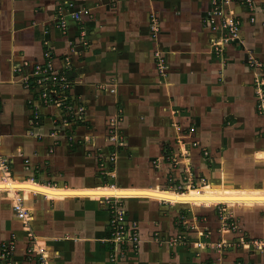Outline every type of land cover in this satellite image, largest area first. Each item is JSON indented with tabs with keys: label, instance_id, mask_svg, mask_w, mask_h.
Returning a JSON list of instances; mask_svg holds the SVG:
<instances>
[{
	"label": "crops",
	"instance_id": "0c3cea01",
	"mask_svg": "<svg viewBox=\"0 0 264 264\" xmlns=\"http://www.w3.org/2000/svg\"><path fill=\"white\" fill-rule=\"evenodd\" d=\"M252 1L253 10L242 0L225 6L242 25L239 39L216 55L212 44L220 35L208 22L211 0H0V153L8 166L0 169V255L2 244L13 241L19 262L28 249L40 248L52 264H264V211L258 208L264 186L234 187L223 173L218 186L203 185L195 194L131 186L116 195L104 185L54 181L92 166L96 148H107L106 124L119 107L128 147L121 158L133 163L159 154L162 141L173 138L174 155L195 146L180 161L187 169L196 168L192 160L204 168L209 153L218 152L213 147L225 143V122L247 131L264 125L256 109V73L264 66L252 67V60L264 63V0ZM61 15L66 30L57 25ZM159 51L169 59L166 78L156 68ZM47 53L70 83L69 101L85 108L84 122L65 126L63 109L41 100L33 73ZM246 147L235 156L232 148L222 161L264 160V150L249 141ZM115 199L138 224L137 248L109 240ZM18 202L29 213L26 221L14 208ZM186 204L250 210L226 227L219 210L186 214L176 206ZM221 241L227 245L216 248Z\"/></svg>",
	"mask_w": 264,
	"mask_h": 264
},
{
	"label": "rangeland",
	"instance_id": "374dc122",
	"mask_svg": "<svg viewBox=\"0 0 264 264\" xmlns=\"http://www.w3.org/2000/svg\"><path fill=\"white\" fill-rule=\"evenodd\" d=\"M234 44V43H233ZM229 44V45H233ZM228 45V46H229ZM160 56L156 57L155 54L154 60L156 64V68L159 72L160 77L166 78L168 75V71L170 69L169 66V59L168 56L163 52L159 51ZM253 65L252 67L259 68V65H263L264 63L256 60L252 61ZM166 65L165 70H163V73L159 70L158 65ZM169 66V69H168ZM262 69V68H260ZM258 79H260L261 84L264 82V72L256 73V89L258 91L259 87L257 86ZM262 93L264 95V88H262ZM258 94V93H257ZM260 101L258 100L257 95V104L256 109L258 112ZM82 105L79 104V107ZM78 111V108L76 109ZM85 111V110H84ZM116 112V113H115ZM112 115H110L107 124H106V141H107V148L100 150L99 148H96L94 151L92 166L89 164V168L81 167L77 170L69 171L65 174H63L60 177L54 178V181L58 184V186L61 187V185H68V187H94L97 185H104V182H107L108 185H105L107 187L116 186V187H159L160 189L167 190L172 189L176 191V183L174 180H172L170 177H176L177 180H181L182 186L181 190H184V192L187 191L188 187L199 189L203 185L206 184H212L215 186H218L219 183H221V174L224 173L226 177V182L228 185L234 186V187H262L264 186V160L263 161H255V155L252 158L251 162L250 160H247V163H240L239 166L237 163H232L231 167H229L226 163V161H222V156H229L231 154V150L233 148V154L231 156H235V150H238V148L246 149L248 146V141L252 143L253 149L256 150H264V125L263 122L260 123H254L255 127L249 129V131L244 130L243 128L237 126L236 129H232V123L233 121L225 122V129H224V139L225 143L218 144V147H213L214 145L210 144L209 141H205L204 143L208 148H214L218 152L209 153V157L206 159L201 154L200 157L204 158L206 160V164L204 168L199 167L200 165L197 164V161L190 160L196 168H186V164L183 161L190 156V146H185V149L188 150L189 154H182L178 153L177 155H174L172 150L173 148L170 146L174 142L173 138H169V140L162 141V145L160 146L161 150L159 154L153 155V156H147L144 158V160L141 161H135L132 158L131 160H128L127 158L123 159L121 158L122 152L124 150H127V137L124 135L122 122H123V116L124 110L123 108L119 107L116 109ZM83 112V119L85 120ZM261 115V114H260ZM259 115V116H260ZM264 118V115H261ZM79 121V120H78ZM77 121V122H78ZM84 122V121H83ZM253 123V122H252ZM191 130V129H190ZM231 130V131H227ZM252 132V134L249 135V132ZM229 132V133H228ZM248 132V133H247ZM254 132V133H253ZM248 135V136H247ZM218 138H215L214 140H218ZM181 140V139H180ZM221 140V138H220ZM229 140V142H228ZM233 140V142H231ZM248 140V141H246ZM183 141V140H181ZM246 141V145H245ZM175 142L178 144V140L175 139ZM169 143V145H166ZM215 144V143H214ZM232 146V147H230ZM245 146V147H244ZM195 148V146H193ZM164 148V151H163ZM242 149V150H243ZM252 148L244 153V156L242 153H240V156L238 158H241V161L243 160V157H248L250 154H252ZM122 151V152H121ZM171 151V152H170ZM199 152V151H198ZM197 152V153H198ZM172 153V154H171ZM204 153V152H203ZM114 154H116V159L114 158ZM131 155V153H130ZM179 155V156H178ZM129 156V154H127ZM156 156V157H155ZM178 156V157H177ZM119 158L120 161H119ZM164 158V159H163ZM168 158V159H167ZM173 158H175L176 163L173 161ZM156 160H159L162 165L165 166V168H162L163 166H160V168H156ZM119 161V167L116 168V165ZM240 161V160H239ZM248 163H252L251 165ZM199 165V166H198ZM116 168V169H115ZM170 174V176H169ZM7 178L9 177L6 175ZM172 180L170 182V180ZM70 182H72L70 184ZM170 184V185H169ZM70 185V186H69ZM169 185V186H168ZM121 197V196H120ZM119 197V198H120ZM118 201H115L116 203L120 202L121 199H115ZM121 203V202H120ZM118 203L119 206L121 204ZM163 204H168L164 203ZM170 205V204H169ZM174 206V205H170ZM182 207L183 213L186 212V214L194 213V214H205L207 212H211L212 210H219L220 212L225 209V215L227 214L229 220L231 218L239 219V217L245 213V210L247 209H234L230 208L227 205H219L218 207H193L192 205H176ZM259 210L264 211V207L260 208ZM256 209V208H252ZM227 212V213H226ZM239 216V217H238ZM200 218V217H199ZM239 222V221H238ZM236 221V223L238 224ZM228 223V222H227ZM235 225V224H234ZM228 229V228H227ZM193 229H190V231Z\"/></svg>",
	"mask_w": 264,
	"mask_h": 264
},
{
	"label": "built area",
	"instance_id": "2783aa9c",
	"mask_svg": "<svg viewBox=\"0 0 264 264\" xmlns=\"http://www.w3.org/2000/svg\"><path fill=\"white\" fill-rule=\"evenodd\" d=\"M212 9L208 14V22L217 30L219 37L215 38L212 44L213 52L216 55H221L225 48L229 44H233L239 39V32L241 29V20L232 14L231 9L226 12L224 9L228 3L233 2V0H211ZM242 3L247 6L250 10H253L252 0H242ZM75 19H80L79 13H72ZM253 21V19L251 20ZM60 29H67V24L64 16L59 17V22L57 23ZM157 31V29H153ZM158 57L161 55L157 54ZM48 61L42 65L38 64L34 68V84L40 88L41 100L47 104L55 105L58 108H62L65 112V117L63 118V124L70 125L73 120H81L83 117V112L85 108L83 106L79 107L73 105L66 95V91L69 89L70 83L64 74L56 72L53 68L52 61L49 59L50 54H46ZM254 61V60H252ZM159 70L163 73L166 65H158ZM263 65H259L262 68ZM257 86L259 87L257 91L258 100L260 101L258 107V113L264 115V95L262 93V88H264V82L261 84L260 79H258ZM78 108V111L76 110ZM37 116V115H36ZM37 119V118H36ZM116 159V154H114ZM0 169L8 171V166L3 160L0 153ZM181 186L178 190L181 191ZM110 201V199H106ZM111 203V202H109ZM116 203V202H115ZM219 206V205H218ZM217 206V207H218ZM15 210L24 218V220L29 219L28 211L24 210L22 205L18 202L14 206ZM225 209L221 211L223 214V219L225 220L226 227L228 225L233 226V222L229 220L227 214L225 215ZM227 213V212H226ZM109 230L111 234L112 242L116 244L131 243L134 248L138 247L140 242V233L138 230V224L136 222L129 221L127 214L124 209H122L118 203L112 205L111 217L109 221ZM181 239V238H179ZM175 240V241H179ZM227 244L225 242H220L214 246L218 249L225 247ZM201 248L202 245L199 244ZM247 247H250L249 244ZM257 247L261 248L257 245ZM15 243L13 241L4 242L1 246L0 264H52L49 260V256L44 249H28L27 257L24 262H19L14 260L13 255L15 254Z\"/></svg>",
	"mask_w": 264,
	"mask_h": 264
},
{
	"label": "trees",
	"instance_id": "16d2710c",
	"mask_svg": "<svg viewBox=\"0 0 264 264\" xmlns=\"http://www.w3.org/2000/svg\"><path fill=\"white\" fill-rule=\"evenodd\" d=\"M73 121H77V120H73ZM169 176H170V174H169ZM172 180H174L175 181V183H176V186H180L181 184H182V182H181V180L179 179V180H177V178L176 177H170ZM35 180H37V181H39L37 178H35ZM170 180V179H169ZM172 180H170V182L172 181ZM104 184V186L105 185H108V183L107 182H104L103 183ZM170 185V184H169ZM168 185V186H169ZM182 187V186H181ZM181 193H184V190H181ZM195 193H197V190L196 191H192L191 192V194H195Z\"/></svg>",
	"mask_w": 264,
	"mask_h": 264
},
{
	"label": "bare ground",
	"instance_id": "6f19581e",
	"mask_svg": "<svg viewBox=\"0 0 264 264\" xmlns=\"http://www.w3.org/2000/svg\"><path fill=\"white\" fill-rule=\"evenodd\" d=\"M108 189L110 191H112L113 193H115L116 195H119L121 193V189L119 187H116V186H111V187L109 186ZM187 190L188 191H196L198 189L195 190L194 188L188 187Z\"/></svg>",
	"mask_w": 264,
	"mask_h": 264
}]
</instances>
